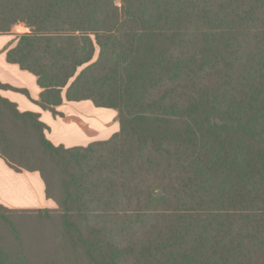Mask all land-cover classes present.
<instances>
[{
  "label": "trees",
  "instance_id": "obj_1",
  "mask_svg": "<svg viewBox=\"0 0 264 264\" xmlns=\"http://www.w3.org/2000/svg\"><path fill=\"white\" fill-rule=\"evenodd\" d=\"M0 35L39 108L90 101L119 126L55 146L0 96V158L56 204L0 205L58 217L35 264H264V0H0ZM21 244L0 230V264H34Z\"/></svg>",
  "mask_w": 264,
  "mask_h": 264
},
{
  "label": "crops",
  "instance_id": "obj_2",
  "mask_svg": "<svg viewBox=\"0 0 264 264\" xmlns=\"http://www.w3.org/2000/svg\"><path fill=\"white\" fill-rule=\"evenodd\" d=\"M15 45L14 35H0V96L14 103L20 112L38 114L47 127L45 136L49 142L65 148L87 147L105 141L117 132L118 125L116 129L111 127L110 122L107 125L102 123L98 117L108 113L93 106L90 101L70 103L64 99L62 105L56 108L58 115L39 108L36 102L41 89L35 76L6 60V52ZM110 120H113L112 116ZM0 205L12 211L56 208L54 201L46 197L45 186L38 173L15 171L2 158Z\"/></svg>",
  "mask_w": 264,
  "mask_h": 264
},
{
  "label": "rangeland",
  "instance_id": "obj_3",
  "mask_svg": "<svg viewBox=\"0 0 264 264\" xmlns=\"http://www.w3.org/2000/svg\"><path fill=\"white\" fill-rule=\"evenodd\" d=\"M18 30L19 32H23L22 28ZM100 110H104V112L108 113L106 116L98 115L100 121L102 123L104 122L106 125L110 122L111 127L114 126V128L117 129L116 111L105 108H100ZM111 116L113 120H110ZM57 192H59L58 187H55L54 193L57 194ZM58 221V217L53 213L51 215L45 213L43 215L36 211L34 213H8L6 215L7 224L0 222V230L2 234H8L10 237L18 236L22 241L21 245L24 252L35 264L37 262L38 253L41 254L49 251L48 253L52 254V249L54 248L52 234Z\"/></svg>",
  "mask_w": 264,
  "mask_h": 264
}]
</instances>
